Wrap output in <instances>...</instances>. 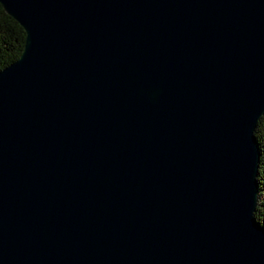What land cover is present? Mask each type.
<instances>
[{
    "label": "water",
    "instance_id": "95a60500",
    "mask_svg": "<svg viewBox=\"0 0 264 264\" xmlns=\"http://www.w3.org/2000/svg\"><path fill=\"white\" fill-rule=\"evenodd\" d=\"M0 4V264H264V0Z\"/></svg>",
    "mask_w": 264,
    "mask_h": 264
},
{
    "label": "trees",
    "instance_id": "16d2710c",
    "mask_svg": "<svg viewBox=\"0 0 264 264\" xmlns=\"http://www.w3.org/2000/svg\"><path fill=\"white\" fill-rule=\"evenodd\" d=\"M25 31L22 26L8 15L0 4V69L15 61L24 46ZM259 145L260 161L257 172L258 199L254 211L256 222L264 227V114L259 119L255 131Z\"/></svg>",
    "mask_w": 264,
    "mask_h": 264
}]
</instances>
